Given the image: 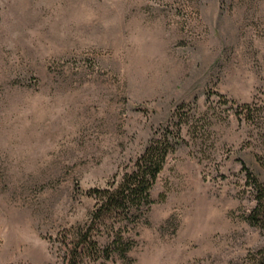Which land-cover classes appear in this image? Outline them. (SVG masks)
Listing matches in <instances>:
<instances>
[{
	"label": "rangeland",
	"instance_id": "rangeland-1",
	"mask_svg": "<svg viewBox=\"0 0 264 264\" xmlns=\"http://www.w3.org/2000/svg\"><path fill=\"white\" fill-rule=\"evenodd\" d=\"M167 129L154 202L94 222ZM259 200L264 0H0V264H257Z\"/></svg>",
	"mask_w": 264,
	"mask_h": 264
},
{
	"label": "trees",
	"instance_id": "trees-1",
	"mask_svg": "<svg viewBox=\"0 0 264 264\" xmlns=\"http://www.w3.org/2000/svg\"><path fill=\"white\" fill-rule=\"evenodd\" d=\"M179 133L166 130L156 138H153L144 152L137 158L135 164L123 176L104 189H96L99 206L93 213V221L102 217L105 213L116 215H135L144 208H148L153 202L152 188L162 172L169 155L175 151L176 143H179ZM258 206L264 208V200H259ZM119 233L116 236L119 237ZM75 248L78 249L85 243L82 250L88 245L96 244L89 231L80 233V239ZM79 251V250H78ZM257 264H264V254Z\"/></svg>",
	"mask_w": 264,
	"mask_h": 264
}]
</instances>
